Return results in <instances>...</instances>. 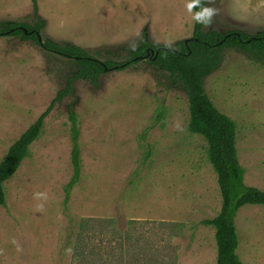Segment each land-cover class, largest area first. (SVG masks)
I'll use <instances>...</instances> for the list:
<instances>
[{
	"label": "rangeland",
	"instance_id": "obj_1",
	"mask_svg": "<svg viewBox=\"0 0 264 264\" xmlns=\"http://www.w3.org/2000/svg\"><path fill=\"white\" fill-rule=\"evenodd\" d=\"M189 2L38 0L40 34L123 61L142 39L175 46L191 38ZM205 2L215 9L205 30L264 32V0ZM18 22H35L32 0H0V27ZM76 71L34 40L0 35V161ZM204 88L236 124L245 183L264 190V65L226 49ZM69 109L79 119L82 176L67 196ZM189 121L182 84L144 60L77 80L4 183L0 264H217L215 228L203 220L220 212L222 195L208 142ZM236 226L240 259L264 264V205L241 207Z\"/></svg>",
	"mask_w": 264,
	"mask_h": 264
},
{
	"label": "trees",
	"instance_id": "obj_2",
	"mask_svg": "<svg viewBox=\"0 0 264 264\" xmlns=\"http://www.w3.org/2000/svg\"><path fill=\"white\" fill-rule=\"evenodd\" d=\"M32 4L35 16L33 24L9 23L0 27V35L34 40L44 50L72 61L77 71L67 79L66 86L58 92L49 108L21 134L0 161V204L6 202L4 183L16 173L28 156L32 143L40 137L45 117L55 101L72 94L74 83L79 79L96 82L109 69H126L144 60L162 68L182 84L189 102V129L204 136L208 142V157L218 175L222 206L215 217L203 220V223L215 228L217 264H245L237 252L239 236L236 216L240 208L247 204L264 205V190L245 183V169L239 161L236 147V124L214 105L205 91L204 79L220 67L226 49L245 52L264 65V32L250 34L240 29L226 32L205 30L210 22L203 24L195 21L193 36L178 41L175 46L157 45L142 39L127 59L101 60L79 45L61 44L50 39L40 41L38 34L45 27V21L39 15L38 0H32ZM200 5L206 6L205 0H200ZM194 10L198 11V7H194ZM68 116L73 173L66 185L67 196L82 176L79 119L73 109H69Z\"/></svg>",
	"mask_w": 264,
	"mask_h": 264
},
{
	"label": "clouds",
	"instance_id": "obj_3",
	"mask_svg": "<svg viewBox=\"0 0 264 264\" xmlns=\"http://www.w3.org/2000/svg\"><path fill=\"white\" fill-rule=\"evenodd\" d=\"M186 7L189 11H191L194 7H198V11H196L192 16V19L197 23L208 24L215 12V9L212 7L200 5V0H191Z\"/></svg>",
	"mask_w": 264,
	"mask_h": 264
},
{
	"label": "water",
	"instance_id": "obj_4",
	"mask_svg": "<svg viewBox=\"0 0 264 264\" xmlns=\"http://www.w3.org/2000/svg\"><path fill=\"white\" fill-rule=\"evenodd\" d=\"M25 32H26V30H25ZM38 38H39L40 41H42L41 34H38Z\"/></svg>",
	"mask_w": 264,
	"mask_h": 264
},
{
	"label": "crops",
	"instance_id": "obj_5",
	"mask_svg": "<svg viewBox=\"0 0 264 264\" xmlns=\"http://www.w3.org/2000/svg\"><path fill=\"white\" fill-rule=\"evenodd\" d=\"M53 5H54L55 7H59V4H55V3H54Z\"/></svg>",
	"mask_w": 264,
	"mask_h": 264
}]
</instances>
